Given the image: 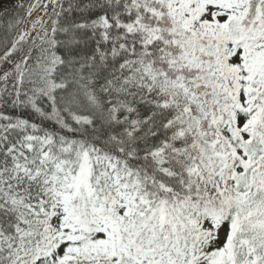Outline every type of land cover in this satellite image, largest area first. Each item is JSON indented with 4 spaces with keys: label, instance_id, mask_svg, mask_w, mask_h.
<instances>
[{
    "label": "snow or ice",
    "instance_id": "6c2138e0",
    "mask_svg": "<svg viewBox=\"0 0 264 264\" xmlns=\"http://www.w3.org/2000/svg\"><path fill=\"white\" fill-rule=\"evenodd\" d=\"M0 264H264V0H0Z\"/></svg>",
    "mask_w": 264,
    "mask_h": 264
}]
</instances>
